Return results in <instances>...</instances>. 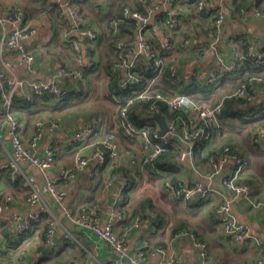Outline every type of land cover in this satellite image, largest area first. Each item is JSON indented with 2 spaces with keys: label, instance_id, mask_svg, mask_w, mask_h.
I'll use <instances>...</instances> for the list:
<instances>
[{
  "label": "built area",
  "instance_id": "1",
  "mask_svg": "<svg viewBox=\"0 0 264 264\" xmlns=\"http://www.w3.org/2000/svg\"><path fill=\"white\" fill-rule=\"evenodd\" d=\"M60 4L62 14L68 17L75 26L81 37L89 41H95L99 35L98 24H91L88 19H83L79 9L71 0H54ZM170 0H152L149 14H144L133 6L123 9L122 15L112 17L109 20V28L112 36L116 39L118 56L114 65V70L122 73L121 88H134L143 78L137 71V63L145 59L148 69L156 74V78L169 73L171 79L182 76V69L179 59L175 57L178 52L193 54L195 56H206L211 46L204 44L201 48L193 46L191 35L181 36L180 32L189 27L193 21L199 18L207 19L213 29L208 33L209 38H215L216 33H221L223 24L228 13L229 0H178L180 7L178 10L163 11L165 5ZM189 2L194 5L191 10L188 8ZM180 11H183L181 13ZM256 17L264 18V10L254 9ZM133 18L139 24L138 36L133 43H127L121 34L120 24L124 19ZM25 13L21 8H14L6 15H0V30L8 24L11 26L9 34L5 37V45L9 49H20L21 54L16 64H32L35 55L24 47V42L34 33V29L29 25H24ZM81 22L84 23L81 26ZM68 42L76 52L75 63L77 68L71 65L58 64L55 69V76L49 81L31 80L14 75L0 73V93L4 100V123L8 126V134L13 145V155L10 165L15 169H20L27 176L28 170L19 167L20 162L28 163L37 167L45 174V190L49 196L59 205H64L68 195V186L79 176L80 172L86 169L92 162L97 163L99 168L109 169L106 179V187L114 185L117 179L122 180L116 206L106 222L102 221L104 211L103 202H96L88 208L76 210L65 206L63 209L66 217L79 228H87L94 232L100 239L106 242L113 255L116 257L113 264H145V262L156 253L166 256L167 260L158 264H182L184 257L170 247L164 245H152L146 242L131 253L129 235L131 231L140 226L141 214L135 215L132 219L124 221L122 202L124 190L127 182L120 176L118 168L120 160L125 157L136 159L140 157L142 165H152V171L159 175L166 173L155 165V161L163 154L167 153L170 147H176L177 153L173 157L174 162L181 164L187 160H192L196 155L197 148L201 144L224 135L223 123L220 115L223 112L225 100L221 98L216 103L201 100V91L180 92L174 96H167L157 91L152 92L153 81L147 84L139 93L132 98L120 99L119 89H111L106 92L115 102H123L122 106L116 108L117 127L107 128L103 119L99 116L93 117L89 122L83 124L72 135L66 139H52L45 147L44 153L39 154L37 148L39 142L44 137L45 128L48 126L53 131L60 130L63 125L61 121L52 116L41 117L35 121V129L27 142L21 136V120L12 111V97L16 91L25 92L28 100H33L35 96L45 92L53 93L63 97L70 91L68 85L62 84L61 79L68 80L73 85L84 79L83 53L81 46L70 37ZM158 44V46H157ZM213 46V45H212ZM83 52V51H82ZM248 59H253L264 68V53L259 52L253 46L242 49L236 40H232L231 56L225 59L219 57L218 64L210 70H194L191 74V84L199 85L209 90L217 88L222 78L227 73L235 72ZM126 69V70H125ZM6 85L9 89L6 91ZM33 88L34 93L26 91L27 87ZM136 93V91H135ZM241 98L245 103H254L256 95L248 85L233 90L227 94ZM137 98H156L161 101L171 111H182L184 116H178L177 120L168 119L167 133H161V126L154 118L155 113H161L158 105L152 107L153 119L145 121L142 125L137 124L129 113V105ZM260 113H264V102L260 105ZM154 123H157L156 126ZM123 130V134L132 141L138 142L140 153L133 148L127 147L117 131ZM176 134L180 137V143L174 142L172 136ZM264 140V127H261L255 143L260 144ZM58 145L74 147V161L71 165H62L56 176L49 174V171L57 166L56 149ZM211 164L210 177L221 176L223 186L230 192V196L217 205L215 217L220 222L222 239L235 244L248 243L253 239L246 225L237 220L233 214V202L237 198H243L255 207L262 206L264 209V198L252 200L249 185L242 180L243 171L249 166L248 158L242 153L241 148L233 144H225L217 155L209 158ZM166 187L172 196L181 199L188 205L190 199L203 201L208 198L211 188L205 187L200 181L191 182L178 178L173 182L166 176ZM30 210L26 213H12L10 207L12 203L11 195H5L0 200V224L12 233L18 247L17 258L21 264H27L26 246L22 243L24 237L34 230V227L43 221V216L49 214L54 217L50 205L43 199L41 192L32 184L30 195L27 199ZM55 219L50 223L45 246L49 249L55 248V237L57 225L60 223ZM122 223L121 232L116 230L117 224ZM65 237L73 238L71 231L64 228ZM177 237H190L198 250V264H209L210 253L208 243L189 231H180ZM60 264H99L95 256L88 253L81 259H71ZM251 264H264L262 258H256Z\"/></svg>",
  "mask_w": 264,
  "mask_h": 264
},
{
  "label": "crops",
  "instance_id": "2",
  "mask_svg": "<svg viewBox=\"0 0 264 264\" xmlns=\"http://www.w3.org/2000/svg\"><path fill=\"white\" fill-rule=\"evenodd\" d=\"M53 1V0H52ZM123 0H85L82 3L84 14L91 24H98V19L117 10ZM50 3L44 0H0V15H6L14 8H21L25 13L24 25H29L34 29L32 36L24 42V47L34 53V62L28 64H16L20 54V49H9L4 42L5 37L11 30L10 25H6L0 30V73L8 76L14 75L31 80L49 81L55 76V69L58 64L71 65L77 68L75 63L76 52L68 42L72 37L85 53L83 38L78 31L62 24L54 17ZM181 5L178 0H170L164 10H178ZM264 9V0H229L226 21L223 24L221 33H216L215 38L207 42V32L211 30L210 22L204 17L199 18L181 32V36L191 35L193 46L201 48L204 44L211 46L206 56H194L193 54H181L182 57V79L186 82L183 87L192 89L191 74L194 70H210L219 62L222 55L225 59L231 56L232 40L236 37L246 40V45H251L258 51H264V18L256 17L254 9ZM183 13V11H180ZM27 14V15H26ZM73 34V35H72ZM213 45V46H212ZM86 54V53H85ZM84 57V55H83ZM85 59V57H84ZM63 63H62V62ZM86 61V60H85ZM90 80L77 83L74 87L68 80L61 79L62 84L68 85L77 91L93 86L97 74L103 76L101 88L105 90L104 68L99 63L94 66ZM238 73H230L222 78L220 85L215 89L203 90L202 97H207L208 101L217 102L222 97L232 91L235 86ZM153 86L164 87L163 77L151 79ZM107 82V81H106ZM100 84L98 83V88ZM201 89V88H200ZM256 98L254 103H243V112L237 110L238 115L228 118V127H224V135L221 138H214L208 141L203 149L198 152L192 160H187L181 164H174L171 170L165 171L171 178H182L191 182L200 181L205 187L212 190L207 199L197 201L190 199L188 205L172 196L166 187L165 175L154 174L151 168L141 163L140 157L136 159L125 157L120 160L118 172L127 182V187L123 195L124 211L130 214L145 209L148 217L142 218L140 226L134 228L129 235L131 253L141 247L146 242L152 245H164L182 254L184 261L182 264H198V250L190 237L176 236V231L185 229L204 239L209 245V264H251L256 258L264 260V209L262 206L255 207L243 198H237L233 202L232 211L239 222L246 225L253 239L248 243L235 244L222 239L221 225L215 217L217 205L230 192L223 186L221 176L210 177L211 164L209 155L219 152L228 143L236 144L241 148L242 153L248 158L250 164L243 171L242 180L250 187L252 200L264 198V140L260 144L252 143V137L260 127H264V113H260L259 107L264 102V86H256ZM84 93H81V95ZM87 95V93L85 94ZM24 99V98H23ZM76 99V98H75ZM106 99V100H105ZM96 105L89 106L85 111L77 109L78 104H73L70 109H63L53 112L48 104L41 106L30 105L29 110H23L22 118L14 114L22 122V137L27 142L34 133V123L30 110L43 111L42 117H48L50 112L60 119L63 127L58 131H53L50 127L45 128L44 137L39 142L37 152L43 154L45 147L50 140L59 138L66 139L72 135L83 124L89 122L93 117L99 116L107 128L116 129L117 116L113 109V101L103 96L94 100ZM2 100L0 107L2 111ZM17 104V103H16ZM24 105L19 102L17 106ZM239 109L240 107H235ZM234 109V108H233ZM50 114V115H49ZM57 115V116H56ZM23 119V120H22ZM27 119V121H26ZM144 120H151L146 115ZM234 125L241 126L235 127ZM174 142L180 143V137L176 134L172 136ZM124 142V140H123ZM138 154L140 146L136 141H127ZM124 144L127 146L126 141ZM234 144V145H235ZM13 155V145L8 134V126L4 123V116L0 112V198L2 195H11L12 203L10 212L26 213L30 210L27 199L30 195L32 184L41 192L43 199L50 205L53 216L60 222L57 226L55 237V248L48 249L43 241L45 235V222L34 227L23 239L22 243H27L26 256L27 264H46L54 256H49V252L54 255H65L63 262L71 259L72 256L83 258V254L88 253L95 256L99 264H113L116 257L111 252L105 241L100 239L94 232L87 228L75 226L64 213V207L69 206L76 210H82L94 205L96 202H103L104 211L102 221L106 222L116 206V199L120 191L121 181L117 179L113 186L106 187L109 169L99 168L97 163L92 162L86 169L80 172L79 176L68 186V195L64 205L57 204L45 190V174L37 167L28 163L20 162L22 170H28L25 176L20 169H15L10 165ZM57 166L49 171V174L56 176L62 165H71L74 161V147L58 145L56 149ZM165 164V160H162ZM163 169V168H162ZM126 198V201H125ZM149 201L153 203L161 221L157 223L156 214L149 208ZM129 213L127 214L129 216ZM49 215V214H48ZM47 214L44 215V218ZM52 218V216L50 215ZM54 217L52 218L54 220ZM67 227L73 234V238H66L64 228ZM116 230L121 232V223L117 224ZM9 232V231H8ZM0 224V264H21L17 258L18 247L21 245L13 239L12 233H8ZM71 257V258H70ZM166 256L159 253L151 256L145 264H158L165 262ZM42 261H45L42 262ZM47 261V262H46Z\"/></svg>",
  "mask_w": 264,
  "mask_h": 264
},
{
  "label": "trees",
  "instance_id": "3",
  "mask_svg": "<svg viewBox=\"0 0 264 264\" xmlns=\"http://www.w3.org/2000/svg\"><path fill=\"white\" fill-rule=\"evenodd\" d=\"M45 1H46V3H50L49 6L51 7L50 9H52L51 12H53L54 17H55V15H56V17L59 16V18H57V19L60 21V23L68 24V26H70V27H71V25H73L71 20L68 17H66L64 14H62V8H61L59 3H57L54 0L53 1L52 0H44V2ZM84 1L85 0H71V2L75 6L78 7L79 12H80L81 16L83 17V19L87 20V14H84V10H83L84 8L82 6V3H84ZM35 2H38V0H35ZM151 2H152V0H123L116 11H114L112 13H108L107 15L98 19V27H99L98 38L95 41H89L88 39L82 37L84 39L83 43L85 46V53H86L85 54L84 51L82 52V49H81V53H83V55L85 57V59L83 57L84 79L78 80L75 83L74 87L77 86L78 82H81L84 80H90L89 79L90 75L94 72L93 71L94 66H97L98 63L103 66L105 74L107 76V80H106L107 82H106V86H105V89H106L105 94L108 90L119 89V96H120V99H122V100L132 98L133 96H135V94L139 93L142 89H144L151 79L156 78V74H153L148 69V66L146 64L145 59H141L138 61L137 68H136L137 71L143 75L141 83H139L134 88H121V78L123 75L121 72L119 73L113 69L114 65L116 63L117 56H118L116 39L112 36V33L110 31V28H109V20L112 17L121 16L122 11L125 7L133 6L146 15V14H149V8H150ZM188 8L191 10V8H194V5H192V3L189 2ZM262 10H264V9H262ZM84 23H86V22H84ZM84 23L81 22V26H83ZM73 28H76V27L74 26ZM138 28H139V24L133 18L124 19L123 22H121V24H120L121 34L123 37L126 38L127 43H133L136 40V38L138 36ZM210 29L211 30L213 29L212 25H211ZM211 30H209L206 34V36H207L206 38L208 40L207 42H209L211 40V38H209V36H208V33ZM233 40L238 41V43L242 49H246L249 46V45L245 46L246 40L245 39L243 40L240 37H237V38L235 37ZM157 46H158V44H157ZM259 52H261V51H259ZM263 53H264V51H263ZM181 54H184V53L180 51L177 54H175V57L177 59H179L180 64L182 65L181 62H182L183 56ZM111 56L113 58H111ZM235 72L238 73V76H237L238 81L235 82V84H234L235 86L233 87L232 91L240 88L243 85H248L249 88L251 89V91L255 93L256 92V86H258V85L264 86V68L261 64H258L253 59H248ZM227 74H230V73H227ZM160 77H163V80L165 82V86L164 87L154 86L152 88L153 93L159 91L164 95L174 96L177 93L184 92V91L185 92H187V91H202L203 92V90H206L199 85H192V86H194V87H190L192 89H186V87H183V85H185L186 82L182 79V76L180 78H177V79H171L169 77L168 72H165ZM66 79L67 78H65V81H67ZM8 89H9V87H8V85H6V91H8ZM26 91L29 93L35 94L33 88L30 86L27 87ZM82 91H83V89H82ZM135 91H136V93H135ZM83 92H81L80 90L77 91L76 89L74 90L73 88L72 89L70 88V91L66 95H64L63 97H59V96H57L53 93H50V92H45L41 95L35 96V98L33 100H28L24 95L25 92H23V91L21 92L19 90L13 94L12 111L15 112L16 114H19L18 116L20 118H22V115H23L22 112H24V111H22L23 108H24V110L25 109L29 110L30 105L41 106L42 103H45V104L49 105L50 109H51V105H52L53 112L56 113V111H58V110H63L65 108L70 109L67 106L77 104V100H78L77 98L80 97L81 93H83ZM255 95H256V93H255ZM106 96H107V98H109L113 101L115 110H116V108H118V106L123 105V102H115L109 95L106 94ZM74 98H76V99H74ZM222 98L225 100V104L223 107V112L220 115V118L222 120L223 129H224V127H226V125L228 127V124H229L228 118L235 117V115H238L237 110H238V112L239 111H241V112L245 111V110H243V103H245V101L241 98H237L235 96H228V95H225ZM0 99L4 103V100L2 98L1 93H0ZM207 99L208 98L204 97V96L201 98V100H203V101L210 102V103H216V102H212L210 100L208 101ZM19 102H23L24 105L17 106V104H19ZM155 105L159 106V108H160L159 110L166 120H168V119L177 120L178 116H182V117L184 116V113L182 111H171V110H169L167 105H165L161 101L157 100L156 98H151V99L137 98L136 100H134V102L132 104L129 105V113H130L131 117L133 118V120L137 124L142 125L145 121H147V120H144L146 115L148 117H150L151 120H154L153 119L154 114L152 113L153 112L152 107ZM235 107H240V108L236 109ZM43 111L46 112V111H49V109L48 110H41V109L35 110L34 109L33 111L30 110V112H32V116L34 115L33 119H32L33 122H35L36 120H38L39 118L42 117ZM0 112L4 116L3 107H2V111H1V107H0ZM24 113H26V112H24ZM50 113H51V115H55L52 112H50ZM26 121H27V119H26ZM61 124L63 125L62 122H61ZM156 124L157 123H154L155 126H156ZM234 126L235 127H241V126H237V125H234ZM34 128H35V123H34ZM259 129H257V131L255 132V134L252 137V143H254V144H257V143H255V140L258 136ZM117 133L119 134L121 139L124 140V142L126 141V144L128 143L127 141L132 142V140L130 138L126 137L123 134L122 129H119L117 131ZM21 136H22V130H21ZM229 144H231V143H229ZM204 146H205L204 144H201L197 148L196 154L198 152H200ZM127 147H129L128 144H127ZM130 148H132V147H130ZM176 153H177V148L176 147H170V149L167 153L161 155L155 161V165L158 168H160L161 170H163L164 172L171 170L173 168L174 164L176 163L173 160V157L176 155ZM218 153L219 152L217 151L216 153H213V154L209 155L208 157L210 158L212 155H217ZM162 160L166 161L165 164H164V162H162ZM177 164H179V163H176V165ZM146 166H148L149 168L152 169V165L149 164ZM154 174H156V173H154ZM166 176L169 177L167 173H166ZM169 178L173 182L177 181V179H178V178L175 179V178H171V177H169ZM4 197H5V195H2L0 200H2ZM125 201H126V198H125ZM149 202H150L149 208L152 211H154L153 203L151 201H149ZM123 204L124 203H122V207H123ZM123 212L125 215L124 221H128V220L132 219L137 214H141L142 218H146L149 216V214L146 213L145 209H140L139 211H136V212L130 214L129 212L126 213L124 211V207H123ZM154 212L157 213L156 211H154ZM128 213H129V216L127 215ZM155 218H157V220H156L157 223H159L161 221V217L158 213L156 214ZM52 221H53V219L50 217V215L47 214L46 218H44V216H43L42 222H45V224H44L45 235H44V239H43L44 242L46 239V235H47L50 223ZM121 225H122V223H121ZM183 230H185V229L178 230L175 233L176 234L180 233V231H183ZM48 254L51 257V259H52V256H54V258L50 262L46 261L47 262L46 264H60L63 262V259L65 258L64 254L63 255H60V254L54 255L53 252H49ZM84 256H85V253L81 257H84ZM78 258H80V257H76L74 255V256H72L71 259H78ZM71 259H68V260H71ZM42 262L45 263V261H42Z\"/></svg>",
  "mask_w": 264,
  "mask_h": 264
},
{
  "label": "rangeland",
  "instance_id": "4",
  "mask_svg": "<svg viewBox=\"0 0 264 264\" xmlns=\"http://www.w3.org/2000/svg\"><path fill=\"white\" fill-rule=\"evenodd\" d=\"M111 58H113V57L111 56ZM103 76H104V73H103ZM103 76L101 74H97V75L93 76L96 79V83L100 84L99 88H98L97 84H94L95 81L93 82V86L90 85L89 87H87V85L85 84V88L83 90L84 94H82L80 97L77 98L78 99L77 100L78 105L76 107L77 109H79V110L81 109L83 111L84 110L86 111L89 106L91 107L92 105L93 106L96 105L94 102L95 99H98L101 96H103L104 98H107V96L105 94L106 89L104 90L103 88H101V83L103 82ZM105 85H106V79H105ZM86 93H87V95H85ZM113 109H114V107H113ZM114 111H115V109H114Z\"/></svg>",
  "mask_w": 264,
  "mask_h": 264
},
{
  "label": "water",
  "instance_id": "5",
  "mask_svg": "<svg viewBox=\"0 0 264 264\" xmlns=\"http://www.w3.org/2000/svg\"><path fill=\"white\" fill-rule=\"evenodd\" d=\"M154 118L159 122L161 126V133L166 134L168 130L166 119L163 117L161 113H155Z\"/></svg>",
  "mask_w": 264,
  "mask_h": 264
}]
</instances>
